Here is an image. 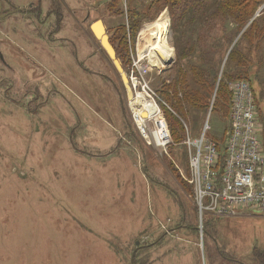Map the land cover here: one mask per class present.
<instances>
[{"label":"rangeland","instance_id":"rangeland-1","mask_svg":"<svg viewBox=\"0 0 264 264\" xmlns=\"http://www.w3.org/2000/svg\"><path fill=\"white\" fill-rule=\"evenodd\" d=\"M8 1L23 13L0 19V264H132L133 255L134 264H264L263 218H200L185 144L207 126L210 139L224 142L229 92L249 73L264 141V60L254 57L245 73H224L248 26L237 32L228 25L234 39L223 43L220 58L214 39L225 37L223 25L188 26L195 49L178 64L164 0H48L67 17L55 37L56 24L42 27L39 0ZM3 8L12 10L5 2ZM135 11L146 21L139 30ZM158 22L168 25L170 67L147 57ZM97 23L113 56L93 31ZM210 31L202 47L220 66L214 81L203 74L213 84L208 113L201 118L190 107L192 115L180 116L174 106L181 98L165 96L164 86L173 81L177 91L182 65L198 67V37ZM131 69L156 94L145 98L153 97L168 124L166 150L148 146L133 122ZM193 116L198 124L191 125Z\"/></svg>","mask_w":264,"mask_h":264},{"label":"built area","instance_id":"built-area-1","mask_svg":"<svg viewBox=\"0 0 264 264\" xmlns=\"http://www.w3.org/2000/svg\"><path fill=\"white\" fill-rule=\"evenodd\" d=\"M131 69L132 119L148 146L166 150L172 144L168 124L152 98L149 83L136 80ZM141 93H138L139 91ZM229 131L223 145L208 136L209 127L196 139L188 136L191 181L201 219L238 217L250 213L264 219V146L259 131L256 92L251 82L237 80L231 87ZM131 103H136L131 106ZM136 109L139 113H135Z\"/></svg>","mask_w":264,"mask_h":264},{"label":"trees","instance_id":"trees-1","mask_svg":"<svg viewBox=\"0 0 264 264\" xmlns=\"http://www.w3.org/2000/svg\"><path fill=\"white\" fill-rule=\"evenodd\" d=\"M151 7L152 5H150ZM163 7L168 8L174 20L173 33L179 57L178 64L182 60L190 58L195 49L194 46H189L188 37L186 36L187 27L198 28L202 24L209 26L215 20H218L223 25L222 35L225 34V37H221L218 40L214 39L217 41L216 48L220 49V51H216L217 53L214 52L216 55H219V58L222 53L221 48L223 43H230L234 39V36L228 34L230 27L236 28L235 31L238 32V30H242L248 26L226 62L224 73L229 72L234 74L237 70L245 73V67L252 63L254 57L257 58L254 61H259V65L264 60V0H164ZM134 13L136 16L140 14L139 11H135ZM136 21L139 24L138 30L146 22L141 18V15L137 17ZM211 32H206L198 37L200 45L199 56L202 60V62L195 64L198 67H195L194 63H187L185 66L182 65V69L185 70H180L176 75L178 79L175 78L174 85L178 86V90L174 92V86L170 90L173 81H169V84L164 86L165 90L169 87L168 91L165 92V96L168 95L173 101L175 99L178 101V98H181V104L174 106L180 116L184 115L187 117L192 115V109L194 108H197L196 111L201 113V118L208 113V108L205 106L211 91L209 88L213 84L211 85L210 77L203 74L211 72L212 81H214L217 66H220V64L215 62L217 60L216 56L210 57L205 47H202L209 40V33ZM126 60L129 59L126 58ZM251 68L247 69V73ZM237 73L240 74L239 72ZM249 74L238 80L253 81V78H251L253 76ZM256 101L258 105L257 92ZM228 102L229 108H231V92H229ZM192 119L191 125L195 124V121L198 124L200 120L194 116ZM176 124L177 121L174 122V128ZM261 141L264 146L262 136ZM218 143L220 147L223 145L222 142Z\"/></svg>","mask_w":264,"mask_h":264},{"label":"bare ground","instance_id":"bare-ground-1","mask_svg":"<svg viewBox=\"0 0 264 264\" xmlns=\"http://www.w3.org/2000/svg\"><path fill=\"white\" fill-rule=\"evenodd\" d=\"M154 27L155 32H152V37L154 40V43L152 42L151 45L146 46L147 57L149 56L151 63L155 62L156 67H158L160 64L168 63L166 60L172 59V47L170 45V39L167 36L168 34V25L164 24L162 22L154 23L152 25ZM93 31L96 37L102 41L103 46L107 49V51L113 56L111 49L109 48L106 39H104V28L101 23H97L93 26ZM142 43V42H141ZM148 43V42H146ZM149 44V43H148ZM146 56V55H145ZM165 66V65H164ZM130 94V92H129ZM130 96V95H129ZM136 103H131V106ZM135 113H139L136 109H134Z\"/></svg>","mask_w":264,"mask_h":264},{"label":"flooded vegetation","instance_id":"flooded-vegetation-1","mask_svg":"<svg viewBox=\"0 0 264 264\" xmlns=\"http://www.w3.org/2000/svg\"><path fill=\"white\" fill-rule=\"evenodd\" d=\"M38 1V0H37ZM48 0H39L37 3H36V7L38 9V14H39V20L42 21V27H48L50 24H52L51 22H53V26H55L56 24V28L58 26V31L56 33H54V37L55 36H58L60 35V33L63 31L61 30L60 31V25L61 24H66V20H67V17L65 19V17H63L62 14H60V12L58 11H53V9H50V7L53 5L51 4L50 5V2H47ZM65 3H67L66 0H63ZM5 3H8L11 7L12 10L10 11H7V10H4L3 8V4ZM1 3H2V8H1V11H0V16H3V18H0V19H7L9 17H12L14 15H17V14H22L23 13V10L21 11L20 9L18 10V12H16L17 8L12 5L8 0H1ZM49 3V4H48ZM61 3V2H60ZM68 4V3H67ZM47 6V7H46ZM68 6L67 5H64V8L66 9V11L68 12V16L73 19V16L71 14V12L69 11V9L67 8ZM113 7V6H111ZM75 8V7H74ZM120 15H121V12H120ZM123 15V13H122ZM88 20V17L86 18V22ZM76 21V20H75ZM75 25H76V22H75ZM91 31H92V28H91ZM58 33V34H57ZM38 39H41L42 40V36L40 35V29H38ZM57 42H64L65 44L68 43V45H71V46H74L73 43L71 42V40L69 39H60V40H56ZM52 43H54V41H52ZM67 45V46H68ZM69 46V48L71 47ZM74 59H75V62L74 63H77V62H83L81 60L78 59V57H75V55H73ZM79 62V63H80ZM81 64V63H80ZM87 67V69L90 67L88 66V64L86 63L85 61V68ZM82 69V68H81ZM140 249V248H138ZM142 249V248H141Z\"/></svg>","mask_w":264,"mask_h":264},{"label":"water","instance_id":"water-1","mask_svg":"<svg viewBox=\"0 0 264 264\" xmlns=\"http://www.w3.org/2000/svg\"><path fill=\"white\" fill-rule=\"evenodd\" d=\"M1 8H2V3H1V0H0V11H1ZM16 12H18V10H16ZM0 18H3V16H0ZM171 38H172V34H171ZM0 57H1V60L3 61V58L1 56V54H0ZM171 65H172V62L171 61H169L168 63H166V66H168V67H170ZM131 263L134 264V255L132 257Z\"/></svg>","mask_w":264,"mask_h":264},{"label":"crops","instance_id":"crops-1","mask_svg":"<svg viewBox=\"0 0 264 264\" xmlns=\"http://www.w3.org/2000/svg\"><path fill=\"white\" fill-rule=\"evenodd\" d=\"M17 10H19V9L17 8ZM95 76H96V74L94 73V76L93 77L95 78Z\"/></svg>","mask_w":264,"mask_h":264}]
</instances>
